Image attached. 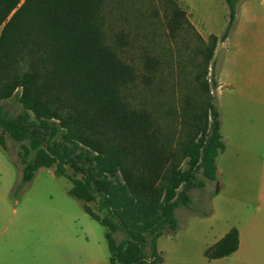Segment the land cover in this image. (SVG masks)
Wrapping results in <instances>:
<instances>
[{"label":"trees","instance_id":"trees-1","mask_svg":"<svg viewBox=\"0 0 264 264\" xmlns=\"http://www.w3.org/2000/svg\"><path fill=\"white\" fill-rule=\"evenodd\" d=\"M137 1L0 0V101L20 107L13 111L0 102V134L19 143L20 183L38 168L55 165L53 173L71 183L68 194L104 227L110 264H161L156 240L166 228L176 229L175 208L189 207L188 191L216 179L215 160L224 144L210 94L218 82L207 74L239 0H224L225 29L206 38L174 0L164 2L168 33L189 28L197 43L191 80L179 89L182 105L177 110L168 104L163 111L161 101L148 111L128 100L139 82L150 85L157 78L158 59L145 56L149 74H139L119 54L132 44L122 7ZM132 13L143 18L137 8ZM156 91L165 97L160 87ZM164 115L177 123L161 125ZM117 231L124 235L119 241ZM238 242V230L231 227L204 256L229 255Z\"/></svg>","mask_w":264,"mask_h":264},{"label":"rangeland","instance_id":"rangeland-1","mask_svg":"<svg viewBox=\"0 0 264 264\" xmlns=\"http://www.w3.org/2000/svg\"><path fill=\"white\" fill-rule=\"evenodd\" d=\"M165 1L138 0L122 7L127 17L122 25L132 44L120 56L139 74H149L143 66L145 56L158 59L157 78L150 85L139 82L132 89L134 97L127 98L132 106L148 111L155 110L159 101L162 111L168 104L179 110V89L183 91L181 85L192 77L190 58L196 37L189 28L168 33ZM174 1L201 36L207 32L220 36L224 31L228 21L224 0ZM135 8L143 13L141 21L134 18ZM154 10L157 14H152ZM259 32L258 36L264 35L263 28ZM233 40L231 33L227 43L217 45L207 74L218 76L220 83L210 91L224 143L215 160L216 179H205L204 187L188 191L189 207L175 208L176 229L166 228L156 240L161 264H264V40L255 43V54L239 51ZM159 76L164 81H157ZM159 87L165 97L158 96ZM0 102L9 110L20 109L10 100ZM160 123L177 120L164 115ZM0 137L5 151L0 149V264H92L86 246L102 243L106 248L104 227L68 194L71 183L53 173L55 165L38 168L30 181L21 184L19 143L6 133ZM88 205L99 212L96 203ZM231 227L239 231L238 248L207 259L204 250ZM113 235L116 241L124 238L119 231Z\"/></svg>","mask_w":264,"mask_h":264},{"label":"crops","instance_id":"crops-1","mask_svg":"<svg viewBox=\"0 0 264 264\" xmlns=\"http://www.w3.org/2000/svg\"><path fill=\"white\" fill-rule=\"evenodd\" d=\"M262 28L264 30V0H239L236 3V13L233 20V25L229 30L227 36L223 40H218L216 47L220 43H224V44L227 43L230 39V34L233 33V37H234L233 41L239 51L248 54L249 53L255 54L256 53L255 51L257 50L254 47L255 43L257 41L259 42L261 39L264 40V35L258 36V33L261 34L259 31ZM210 34H214V33L207 32L206 37ZM214 35L219 37V35L217 34ZM206 37L204 36L203 38ZM217 82H218L217 87H219L220 83L218 81V76H217ZM238 246H239V242H238ZM86 248L91 251L89 252L90 254L87 257L89 258L92 264H110L109 252L107 254H104V249H107V244H106V248L102 243H99L95 246L94 245L86 246Z\"/></svg>","mask_w":264,"mask_h":264}]
</instances>
